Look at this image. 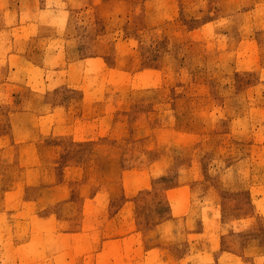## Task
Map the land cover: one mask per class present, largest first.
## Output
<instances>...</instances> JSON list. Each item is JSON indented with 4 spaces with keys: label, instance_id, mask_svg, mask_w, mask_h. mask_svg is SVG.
I'll use <instances>...</instances> for the list:
<instances>
[{
    "label": "rangeland",
    "instance_id": "rangeland-1",
    "mask_svg": "<svg viewBox=\"0 0 264 264\" xmlns=\"http://www.w3.org/2000/svg\"><path fill=\"white\" fill-rule=\"evenodd\" d=\"M0 264H264V0H0Z\"/></svg>",
    "mask_w": 264,
    "mask_h": 264
}]
</instances>
